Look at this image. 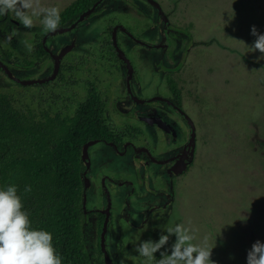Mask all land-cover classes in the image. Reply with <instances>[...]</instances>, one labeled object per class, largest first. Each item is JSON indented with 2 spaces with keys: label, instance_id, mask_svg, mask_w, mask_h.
<instances>
[{
  "label": "flooded vegetation",
  "instance_id": "af4514ba",
  "mask_svg": "<svg viewBox=\"0 0 264 264\" xmlns=\"http://www.w3.org/2000/svg\"><path fill=\"white\" fill-rule=\"evenodd\" d=\"M141 1L143 6L132 0H104L86 17L97 23L92 40L72 32L79 24L47 37L44 44L46 31L39 35L34 29L28 57L16 56L5 63L19 78L45 79L54 71V56L75 40L50 80L18 86L44 92L42 101L51 112L72 114L89 102L107 127L102 136L87 141H93L88 147L87 142L83 145L76 208L79 235L102 263L100 238L106 216L105 245L115 264L125 256L123 244L158 240L179 222L182 177L196 159L201 131L207 144L212 138L208 113L203 118V111L190 113L184 105L188 92L182 73L190 35L174 28L170 20L164 25L156 8ZM129 15L137 20L131 21ZM113 38L132 66L129 80ZM183 39V48L176 52ZM41 107L37 103L35 110ZM192 132L193 160L184 172L176 173L173 165Z\"/></svg>",
  "mask_w": 264,
  "mask_h": 264
},
{
  "label": "rangeland",
  "instance_id": "374dc122",
  "mask_svg": "<svg viewBox=\"0 0 264 264\" xmlns=\"http://www.w3.org/2000/svg\"><path fill=\"white\" fill-rule=\"evenodd\" d=\"M72 1L41 0L44 6L61 11ZM132 1L143 6L141 0ZM156 1L172 26L190 35L191 47L182 73L188 92L184 105L190 113L203 111V118L207 112L212 130L210 144L201 131L196 159L182 177L178 223L191 222L199 230V239L208 236L209 245L215 246L211 259L216 264H248L252 245L258 240L264 243V57L248 48L256 39L251 34L253 25L264 34V0ZM9 14L20 26L7 28L3 47L22 60L28 57L22 42L31 44L34 29L39 35L45 31L43 17H34V27L25 28L14 13ZM116 17L122 18L119 14ZM127 18L137 20L135 16ZM139 20L141 25L145 23V19ZM96 24L86 18L72 32L85 41L92 40ZM16 31L19 35L8 42L5 37ZM0 85L22 109L45 105L44 92L32 87L20 89L1 72ZM174 240L171 237L169 244ZM138 245L123 244L125 256L119 264H145V258L135 250ZM155 255L160 259L159 252Z\"/></svg>",
  "mask_w": 264,
  "mask_h": 264
},
{
  "label": "trees",
  "instance_id": "16d2710c",
  "mask_svg": "<svg viewBox=\"0 0 264 264\" xmlns=\"http://www.w3.org/2000/svg\"><path fill=\"white\" fill-rule=\"evenodd\" d=\"M93 1L68 4L60 12V26L70 24ZM13 24L9 13L0 16V57L7 62L15 54L3 47V36ZM106 129L89 102L72 114L51 112L46 105L38 111L22 109L0 85V189L17 187L32 227L52 234L62 264H103L79 235L76 208L83 145Z\"/></svg>",
  "mask_w": 264,
  "mask_h": 264
},
{
  "label": "clouds",
  "instance_id": "9594fccd",
  "mask_svg": "<svg viewBox=\"0 0 264 264\" xmlns=\"http://www.w3.org/2000/svg\"><path fill=\"white\" fill-rule=\"evenodd\" d=\"M60 11L56 6H44L41 0H0V16L14 13L25 28L34 27L33 18L42 16L41 24L46 32L58 29ZM251 34L256 39L251 47H247L252 52L259 51L264 57V34L259 33L255 25L251 28ZM17 35L18 31L5 39L11 42L13 36ZM22 43L28 52L33 50L32 44L27 41ZM30 190V186L25 188L26 192ZM23 208L15 185L0 189V264H62V258L53 246L52 234L34 229L29 214ZM198 231L191 226V222L188 225L178 223L167 228L166 234L161 233L158 240L141 241L135 250L145 258V264H216L211 259L215 246L209 245L207 235L199 239ZM173 236L175 240L169 244ZM158 252L160 259H156ZM247 261L248 264H264V243L258 240L252 245Z\"/></svg>",
  "mask_w": 264,
  "mask_h": 264
},
{
  "label": "water",
  "instance_id": "95a60500",
  "mask_svg": "<svg viewBox=\"0 0 264 264\" xmlns=\"http://www.w3.org/2000/svg\"><path fill=\"white\" fill-rule=\"evenodd\" d=\"M104 0H96L94 1L90 6L85 8L81 13L78 14V16L68 25L65 26H60L55 32H46L43 36V44L45 43L47 37L58 34V33H63L65 31L71 30L75 28L78 24H80L82 21L86 19V17L96 8L99 7V5L103 2ZM148 3L152 4L156 10H157V17L163 21L164 25H169V19L167 15L163 12L160 4L156 0H146ZM14 24H17V21H14ZM113 43L115 45V49L117 50L118 57L126 63L127 66V74H128V80L131 78L132 75V66L129 62V59L127 58L126 54L121 50V48L118 46L117 41L113 38ZM75 46V40L71 41L70 43L64 45L59 53L55 55V68L51 76L45 78V79H22L19 78L15 75H13L12 71L9 69V67L5 64L0 59V70L6 74L13 82L21 85H32L37 82L41 81H48L50 80L56 73L57 66L59 63V60L70 50H72ZM131 93V92H130ZM132 95V93H131ZM133 96V95H132ZM134 97V96H133ZM93 141H89L86 144V147H88ZM194 134L192 132L191 138L189 140V143L187 144L185 150L181 153L180 157L176 160V162L173 165V170L176 173H182L187 169V165L193 160V148H194ZM189 147V148H187ZM187 149V150H186ZM108 209V208H107ZM107 211V210H105ZM108 215V212H107ZM106 226H107V216L102 228L101 232V238H100V248L103 254V263L104 264H115L114 261L112 260L111 256L108 253V250L105 245V232H106Z\"/></svg>",
  "mask_w": 264,
  "mask_h": 264
}]
</instances>
